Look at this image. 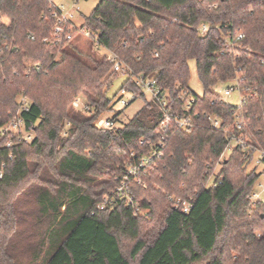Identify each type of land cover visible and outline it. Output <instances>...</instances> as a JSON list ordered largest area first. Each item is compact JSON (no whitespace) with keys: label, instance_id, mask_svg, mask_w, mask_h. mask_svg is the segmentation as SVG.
Instances as JSON below:
<instances>
[{"label":"trees","instance_id":"obj_1","mask_svg":"<svg viewBox=\"0 0 264 264\" xmlns=\"http://www.w3.org/2000/svg\"><path fill=\"white\" fill-rule=\"evenodd\" d=\"M52 15L50 0H0V125L19 116L34 135L7 148L0 134V264H264V203L250 199L261 174L247 170L254 154L234 146L223 157L233 135L264 151V0H101L83 28L104 55L75 54L74 40L50 48ZM109 54L125 73L113 70ZM191 61L202 96L190 88ZM123 75L120 91L135 92L144 106L115 131L99 129ZM141 75L193 121L191 130L159 131L161 111L136 83ZM237 80L240 107L220 93ZM78 97L90 110L73 107ZM165 135L145 186L131 183L144 213L117 197L113 209L99 210L132 153L150 154ZM172 196L192 198L191 212L176 210Z\"/></svg>","mask_w":264,"mask_h":264},{"label":"built area","instance_id":"obj_2","mask_svg":"<svg viewBox=\"0 0 264 264\" xmlns=\"http://www.w3.org/2000/svg\"><path fill=\"white\" fill-rule=\"evenodd\" d=\"M50 3L53 8V18L55 19L56 23L53 29L52 35L44 40V43L47 44L50 48H59L64 43L72 42L74 40L73 32L78 31L79 34L87 37L88 40H91L96 45L98 44V38L92 32L86 30L85 28L81 27L78 28L73 20L75 18L74 14H64L62 9L56 6L53 0H50ZM209 29L208 25H203L200 28L201 35H204ZM242 36H238L236 40H240ZM5 49H10L8 44L4 45ZM108 61L113 64V70L115 72H126L125 66L122 64L120 60H118L114 55H108ZM136 83L142 87L143 92L147 96L149 101L156 103L161 111V117L158 122V129L163 133H167L170 127L175 126L179 130H183L188 132L193 128V121L189 118L181 117L177 113H175L170 107L168 106V102L162 96V91L158 87L157 83L153 79H149L144 75H141L136 78ZM120 97L118 98V102L123 107L130 106L134 101L139 99L138 95L135 92L128 91L127 89H122L120 91ZM246 93H252V89H248L245 91ZM222 98L224 97H231L233 93H237L239 95V104L236 107H240L243 102L245 101V95L241 89V84L239 80L231 83L228 87H226L223 91H220ZM194 102L193 99L186 101V108L189 107ZM19 105L21 111H28L30 102L28 98L25 96H21L19 99ZM73 107L78 110H90L89 106L86 104L83 98L78 97L72 103ZM204 118L209 122L213 129H221L223 126V122L220 118L216 117L215 115H204ZM69 124H67L66 128H69ZM118 122L114 121L113 119H100L96 123V127L99 129H107L109 131H115L118 127ZM244 122L241 119H238L236 122V127L238 130L244 129ZM0 134L2 136L8 137L7 140V148H11L14 142H25L30 143L34 139V135L31 132L25 131V123L22 118L19 116L12 118L9 122L4 125H0ZM66 134V132L64 133ZM168 139V135H165L161 142L158 143L156 146H151V153L143 156H137L132 153V161L126 164L125 171L122 176H120L117 181L118 185L109 196L105 197L103 202L98 206L99 210L113 209L114 207V198H120L126 202V204L134 210L136 215L143 214V210L139 207L133 191L131 189V183H137L138 185L145 186L142 176L147 175L149 172L154 171L156 168V159L162 155V149L164 147L165 141ZM252 140L244 135H233V145L230 146L229 150L232 149L234 146H241L247 148V155L253 152V157L251 160L255 162V164L259 166H264V151L255 148L252 145ZM264 176V175H263ZM219 177V171L216 173L214 177H212L209 181V186L214 187L216 185L217 179ZM263 188L262 185H260ZM264 191V188H263ZM253 203L256 202H263L264 197L261 196V193L253 192L250 197ZM170 201L173 203V207L176 210L182 211L184 214H189L193 208V199H184L180 197L172 196Z\"/></svg>","mask_w":264,"mask_h":264},{"label":"rangeland","instance_id":"obj_3","mask_svg":"<svg viewBox=\"0 0 264 264\" xmlns=\"http://www.w3.org/2000/svg\"><path fill=\"white\" fill-rule=\"evenodd\" d=\"M101 0H53L54 4L60 7L64 14H74L75 18L73 20L74 24L81 28L84 25L85 18L92 15L96 7L99 5ZM73 45L77 48V51H74L75 54L81 53L80 56L86 55H104L106 51L100 49L95 43L91 40H88L87 37L82 34H78L73 41ZM190 88L191 90L198 96L203 95V87L198 78L197 68L195 61L190 62ZM126 80V76H121L118 80H116L109 91V97L113 100L111 105V110L107 112L103 119H116L119 126H122L128 123L144 106V100L139 98L134 101L130 106L123 107L119 102L118 98L120 97V88L123 82ZM224 90V89H223ZM222 90V91H223ZM118 93V97L114 98L113 96ZM223 95V93H222ZM224 101L237 106L239 104V95L237 93H233L231 97H224ZM231 153V150H227L224 153V158H228ZM220 170L218 167L217 172ZM248 172H253L256 170L261 174L260 180L257 182L255 186V192L261 193V196L264 197V166H259L252 162L247 167ZM263 186V188L260 187Z\"/></svg>","mask_w":264,"mask_h":264},{"label":"water","instance_id":"obj_4","mask_svg":"<svg viewBox=\"0 0 264 264\" xmlns=\"http://www.w3.org/2000/svg\"><path fill=\"white\" fill-rule=\"evenodd\" d=\"M262 217L264 218V214L262 215Z\"/></svg>","mask_w":264,"mask_h":264}]
</instances>
